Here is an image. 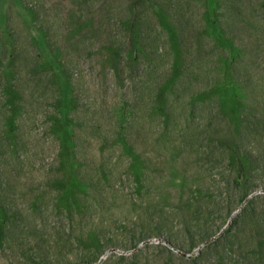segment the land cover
<instances>
[{
	"label": "rangeland",
	"instance_id": "obj_1",
	"mask_svg": "<svg viewBox=\"0 0 264 264\" xmlns=\"http://www.w3.org/2000/svg\"><path fill=\"white\" fill-rule=\"evenodd\" d=\"M0 264H264V0H0Z\"/></svg>",
	"mask_w": 264,
	"mask_h": 264
},
{
	"label": "trees",
	"instance_id": "obj_2",
	"mask_svg": "<svg viewBox=\"0 0 264 264\" xmlns=\"http://www.w3.org/2000/svg\"><path fill=\"white\" fill-rule=\"evenodd\" d=\"M157 11L159 10L160 11V9H159V7H157V9H156Z\"/></svg>",
	"mask_w": 264,
	"mask_h": 264
}]
</instances>
